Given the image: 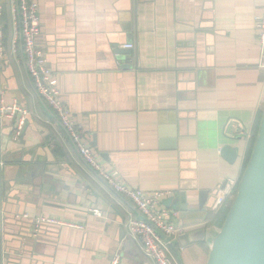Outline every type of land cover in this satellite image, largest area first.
Masks as SVG:
<instances>
[{
	"label": "crops",
	"instance_id": "0c3cea01",
	"mask_svg": "<svg viewBox=\"0 0 264 264\" xmlns=\"http://www.w3.org/2000/svg\"><path fill=\"white\" fill-rule=\"evenodd\" d=\"M37 1L36 44L97 162L117 183L171 191L161 204L175 203L172 222L212 226L221 210H210L214 194L238 184L264 107L254 27L264 0ZM13 3L0 0L8 19L0 21V95L29 112L18 140L14 121L0 119V264H108L114 254L120 264H154L128 234L126 221L137 214L130 200L89 168L36 93L14 43ZM199 190H208L206 206L190 222L180 193L196 207ZM38 215L82 228L36 226ZM201 242L183 247L184 264V249L207 259Z\"/></svg>",
	"mask_w": 264,
	"mask_h": 264
},
{
	"label": "built area",
	"instance_id": "2783aa9c",
	"mask_svg": "<svg viewBox=\"0 0 264 264\" xmlns=\"http://www.w3.org/2000/svg\"><path fill=\"white\" fill-rule=\"evenodd\" d=\"M12 13L16 31L14 43L15 45L18 42L21 44L25 58V69L36 93L50 107L57 122L67 133L89 168L94 170L113 190L129 199L136 209L135 211L138 212L136 215L134 213L130 215L126 221L129 236L140 242L144 255L151 259L154 264H181L176 252L170 246V241L177 239L180 234L187 231L188 226L172 222L170 217L171 212L174 211L161 204L162 198L171 194V191L156 190L147 194L139 188L117 183L109 177L97 162L92 147L85 139L82 129L73 120L70 109L60 99L58 80L52 69L47 65L43 50L36 44V38L40 34L38 1L14 0ZM254 27L260 53L264 56V4L261 14L254 17ZM124 47L132 48L133 45L129 43L125 44ZM3 54L4 49L0 44V56ZM28 112V109L22 107L17 100L13 99L6 103L4 97L0 95V119L6 117L14 121L13 140H18ZM3 165L4 161L0 157V167ZM237 185L234 186L228 182L216 190L213 203L210 206L213 214L231 205ZM91 211L95 216H102V212L98 208L93 207ZM27 216V214L21 215V217ZM32 220L36 226L42 224L51 226L71 225L82 228L80 224L49 215H38L33 217ZM108 264H120V255L114 254Z\"/></svg>",
	"mask_w": 264,
	"mask_h": 264
},
{
	"label": "water",
	"instance_id": "95a60500",
	"mask_svg": "<svg viewBox=\"0 0 264 264\" xmlns=\"http://www.w3.org/2000/svg\"><path fill=\"white\" fill-rule=\"evenodd\" d=\"M121 52L133 53L136 58L134 49L120 50ZM23 63L25 66L24 56ZM226 151L231 159L234 152L230 149ZM93 172L96 174L94 170ZM180 195L184 199L181 209L186 213L194 212L191 214L193 217L188 220L195 222L198 219L197 211L205 209L208 190L198 191L196 207L190 205L185 192ZM174 204L166 206L176 212ZM200 241L208 246L205 264H264V107L250 157L221 226L189 229L170 241V246L176 252L180 263L184 264L181 255L183 247Z\"/></svg>",
	"mask_w": 264,
	"mask_h": 264
},
{
	"label": "trees",
	"instance_id": "16d2710c",
	"mask_svg": "<svg viewBox=\"0 0 264 264\" xmlns=\"http://www.w3.org/2000/svg\"><path fill=\"white\" fill-rule=\"evenodd\" d=\"M7 8L6 6L3 7L2 9V15L0 17V21L4 23H7ZM8 28L9 27H3V30H5L6 32L8 31ZM18 45V44H17ZM261 115H262V111H259L256 115V119H255V122H254V126H253V129H252V135H251V138L249 139V143H248V147H247V151H246V158H245V161H244V165H243V170H242V173L245 169V166L247 164V161L250 157V154H251V151H252V147H253V143H254V140H255V137H256V134H257V131H258V128H259V124H260V119H261ZM228 212V208L224 207L220 210V212L218 213V215H215L212 220L209 222V225H213V226H216V227H220L222 222L224 221V218L226 216ZM200 245L206 250L208 251L206 245L204 242H201Z\"/></svg>",
	"mask_w": 264,
	"mask_h": 264
},
{
	"label": "rangeland",
	"instance_id": "374dc122",
	"mask_svg": "<svg viewBox=\"0 0 264 264\" xmlns=\"http://www.w3.org/2000/svg\"><path fill=\"white\" fill-rule=\"evenodd\" d=\"M171 220L172 221L174 220L173 217ZM185 251L187 250L184 249V254H183L185 264H204L205 263L206 257L203 251L200 253L195 252V255L193 257L188 254L189 252H185Z\"/></svg>",
	"mask_w": 264,
	"mask_h": 264
}]
</instances>
